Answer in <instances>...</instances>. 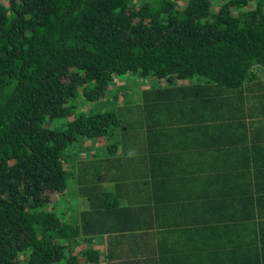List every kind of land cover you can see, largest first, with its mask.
Listing matches in <instances>:
<instances>
[{
    "label": "trees",
    "instance_id": "1",
    "mask_svg": "<svg viewBox=\"0 0 264 264\" xmlns=\"http://www.w3.org/2000/svg\"><path fill=\"white\" fill-rule=\"evenodd\" d=\"M257 67L264 0L0 1V264H99L97 249L74 250L77 236L154 226L174 239L145 264H264V142L245 131L264 113ZM126 73L166 84L141 91L144 118L74 112V98L102 99ZM134 123L150 175L139 186L154 196L136 211L82 183L89 207L76 223L61 218L69 148L102 136L112 151Z\"/></svg>",
    "mask_w": 264,
    "mask_h": 264
},
{
    "label": "crops",
    "instance_id": "2",
    "mask_svg": "<svg viewBox=\"0 0 264 264\" xmlns=\"http://www.w3.org/2000/svg\"><path fill=\"white\" fill-rule=\"evenodd\" d=\"M255 70L257 71V77L264 81V73L263 75L259 74V70H263L258 67ZM129 76L134 77L131 74ZM129 76L125 74V78L119 80L118 91L114 94L117 102L111 107L103 106V110L108 108L109 110H120V108H123L119 113L120 115L126 114L127 117L138 122L141 117L144 118L146 112L143 111L142 107L141 91L152 86L162 87L166 84L159 81V84L154 82L151 85H142L139 84L137 78L133 81L129 80ZM128 80L132 81L133 85H136L139 89V94L135 98L120 89L122 86L129 85ZM253 89L257 92L256 86ZM133 106L136 107L135 111L130 109ZM247 123L248 127L245 131L249 137L248 142L254 141L258 145L263 143L264 113L255 110L254 114L248 117ZM127 131L129 132H126V134L120 133L123 131L115 134V138L118 137L120 141H118V148L112 149V151L107 148L108 138L102 136L80 137V141L69 148L64 157V163L71 169L69 177L72 180L69 181V186L64 192L57 194V211H60L61 218H71V222L76 223L79 221L78 217L81 212L89 207V196L85 192L79 193L77 191L78 184L81 185L82 183L94 186L98 191L103 189L115 192L121 204H132L136 211L147 202L151 195L154 196L152 191L139 186L140 182L150 178L147 165L148 159L145 156L146 128L138 126ZM201 133L203 132L201 131ZM222 134L239 137L238 134H243V130L222 131ZM198 160L201 167V154L198 156ZM199 173L202 175L201 170ZM156 196L160 197L158 194ZM99 219L96 221L97 228L110 230L107 229L113 225L110 220L101 222ZM86 228L89 229V227ZM134 229L137 230L138 228ZM161 229L159 226H154L149 230L151 231L150 234L148 232L142 236L113 232L98 235H79L72 241V245L75 251L89 248L97 249L100 252V264H145L144 261H139L138 258H160L158 247L162 246V243L166 244V240L170 243L174 239L172 235H169L167 239L165 237L161 238V234H159Z\"/></svg>",
    "mask_w": 264,
    "mask_h": 264
},
{
    "label": "rangeland",
    "instance_id": "3",
    "mask_svg": "<svg viewBox=\"0 0 264 264\" xmlns=\"http://www.w3.org/2000/svg\"><path fill=\"white\" fill-rule=\"evenodd\" d=\"M0 1L1 2H6V0H0ZM263 73H264L263 71H260L259 70V74L260 75H263ZM129 75L130 74H128V76ZM123 78H125V74H123V75H115L113 77L112 81L110 82V84H112V85L109 84L108 89H107V93H106L105 97L102 98V99H99L97 101H90V100L84 99L81 96L74 98L73 99V102H74V104H73L74 105V112L77 113L78 111H84V112L87 113V112H90V111L103 110V106L111 107L113 104H115L117 102V101H115L116 98H114V94H116L117 91H118L117 86L120 85L119 80H121ZM135 78L136 77L129 76L128 79L129 80L131 79L133 81ZM150 78L151 77H147L146 79H137V80H139V84H142V85H151V84H153V82L151 81L152 79H150ZM116 81H118V82H116ZM132 81H129V85L122 86L120 89L121 90H124L126 93H129L130 96H132L133 98H135L139 94V89H138V87L136 85H133ZM155 84H158V82L155 83ZM111 95H113V96H111ZM66 119H70V117H62V118H60L58 120H54L52 123L56 127L57 126L60 127ZM136 125H137V123H134V126H136ZM71 180H72L71 177H69V181H71ZM71 187L74 188V186H71ZM57 207H58V203H55L54 204V209L57 210L58 209ZM58 213H60V211H58ZM77 252L78 253H81V251H77ZM88 264H94V263L89 262Z\"/></svg>",
    "mask_w": 264,
    "mask_h": 264
}]
</instances>
